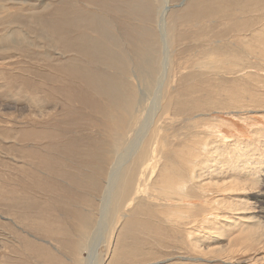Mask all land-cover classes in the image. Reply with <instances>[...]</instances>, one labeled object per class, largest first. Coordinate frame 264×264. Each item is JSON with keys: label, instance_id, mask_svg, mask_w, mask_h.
Instances as JSON below:
<instances>
[{"label": "rangeland", "instance_id": "1", "mask_svg": "<svg viewBox=\"0 0 264 264\" xmlns=\"http://www.w3.org/2000/svg\"><path fill=\"white\" fill-rule=\"evenodd\" d=\"M78 17L112 29L125 73L82 53ZM260 48L264 0H0V264H264Z\"/></svg>", "mask_w": 264, "mask_h": 264}, {"label": "bare ground", "instance_id": "2", "mask_svg": "<svg viewBox=\"0 0 264 264\" xmlns=\"http://www.w3.org/2000/svg\"><path fill=\"white\" fill-rule=\"evenodd\" d=\"M103 9L105 11L108 10V12L115 13V7H113V8L108 7V6H106V4H104ZM129 10H130V8H129ZM74 26L82 28L79 31V33L81 35L79 36V39L77 41V44H80V46H81L82 53L89 55L91 58L101 59L102 61H104L108 65L109 68H111V70L117 69V70H119V72H122V73H125L127 71L126 70L127 63L124 62V56L118 52H114V50L111 48V45L117 46L116 45L117 44V38L114 37L112 29L104 22V20L102 18H99V17H92V18L78 17L76 20H74ZM90 30L97 33L98 36L94 38V37H90V36L84 34L85 32H90ZM143 34H144L143 35V39H144V36L146 37V35H148V33L147 34L143 33ZM77 47H79V46H77ZM259 51L261 54H263L264 48H260ZM142 57L144 60V64H142V65L140 64V66L143 68H146L147 71H150V73L148 74V77L154 79L152 72L157 69L155 61L152 59L151 54H148V51H147V53H142ZM211 60L212 59L208 60V62L210 61L209 64L212 65V68L214 69L213 71L216 70L214 68L215 66L222 65V64H220V61L212 62ZM106 64H104V65H106ZM163 65H166V63ZM236 65L237 64L234 62V60L233 61L230 60L229 66L234 67ZM243 68H245V67H243ZM223 71L224 72L229 71V72L234 73L233 69H231V68L223 69ZM106 76H108L106 73H102L99 76H97L99 78V80L102 82V84H101L99 81L98 82L99 84H96L94 86L97 89V94L100 96H103V99L109 103V107H108L109 112H111V108H113L114 110L121 109V110H123L124 115L126 117L128 116L130 121H132L135 118L134 108H135V102H136L133 89L129 86L121 84L119 82L120 80H118L116 78H107ZM160 85H161V83H160ZM125 93L127 95H125ZM138 108H139V106H138ZM149 120H151V119H149ZM142 122H144L143 125L144 124L146 125L145 121H142ZM144 128H146L145 130H147L148 127H144ZM140 137L143 139L142 134L140 135ZM140 137H138V139L136 138L138 140V142L141 141V140H139ZM125 150H126V148H125ZM120 152H122V151H120ZM121 158L116 161V164L114 166L120 167V165H118V164L120 163V161H123L125 159V158H122V159ZM187 164L189 166L194 164V159H192V158L189 159ZM110 173H112V171ZM117 177L116 176L114 177V181L111 179V181H113V185L111 184L112 186L110 187V189H111L110 192H112L114 185L117 187V185L120 184V183L117 184V182H116ZM161 185H162V190H163L162 193L164 195L171 196L169 198H173L172 195H175V196L177 195V197H179V198L181 197V194L183 195V190L181 189V187L177 186V184L173 183L172 181H170L168 179L162 180ZM226 185H228V184H226ZM233 187H236V186H233ZM114 195H115V199H114L113 206L116 208L117 207V197H116V194H114ZM183 197H184V195H183Z\"/></svg>", "mask_w": 264, "mask_h": 264}]
</instances>
